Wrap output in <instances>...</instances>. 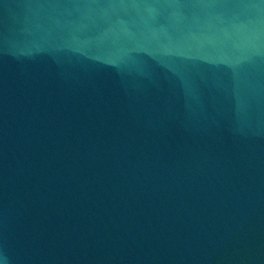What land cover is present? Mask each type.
<instances>
[{
  "label": "water",
  "instance_id": "obj_1",
  "mask_svg": "<svg viewBox=\"0 0 264 264\" xmlns=\"http://www.w3.org/2000/svg\"><path fill=\"white\" fill-rule=\"evenodd\" d=\"M0 264H264V0H0Z\"/></svg>",
  "mask_w": 264,
  "mask_h": 264
}]
</instances>
